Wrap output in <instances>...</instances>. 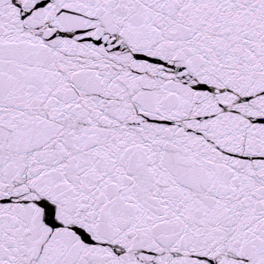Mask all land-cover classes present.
I'll use <instances>...</instances> for the list:
<instances>
[{
	"label": "snow or ice",
	"instance_id": "6c2138e0",
	"mask_svg": "<svg viewBox=\"0 0 264 264\" xmlns=\"http://www.w3.org/2000/svg\"><path fill=\"white\" fill-rule=\"evenodd\" d=\"M0 264H264V0H0Z\"/></svg>",
	"mask_w": 264,
	"mask_h": 264
}]
</instances>
